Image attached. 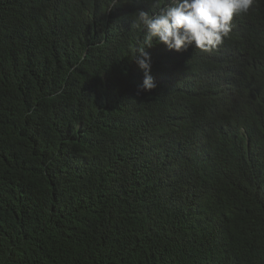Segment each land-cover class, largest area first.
Returning <instances> with one entry per match:
<instances>
[{
  "label": "trees",
  "instance_id": "16d2710c",
  "mask_svg": "<svg viewBox=\"0 0 264 264\" xmlns=\"http://www.w3.org/2000/svg\"><path fill=\"white\" fill-rule=\"evenodd\" d=\"M53 1L0 0V264H264V0L217 53L154 38L150 91L134 14L170 0H109L131 19L108 51L90 0ZM147 137L181 152L187 184L151 181L168 162Z\"/></svg>",
  "mask_w": 264,
  "mask_h": 264
},
{
  "label": "clouds",
  "instance_id": "9594fccd",
  "mask_svg": "<svg viewBox=\"0 0 264 264\" xmlns=\"http://www.w3.org/2000/svg\"><path fill=\"white\" fill-rule=\"evenodd\" d=\"M116 2L117 1H115V3ZM51 3L56 6H62L64 2L62 0H54ZM90 3L92 10L88 9L87 12L90 15L96 13V15L102 18L99 23L101 44L104 45V51H108L114 45L118 25L129 21L131 18L123 15L111 17L114 3L109 0H90ZM252 5L253 0H170V3L160 7L158 11L151 15L144 11L135 13L136 20H134L132 26H143L145 31L143 39L144 47L138 49V54L133 58L145 72L141 89L150 91L156 87L153 78L149 75L151 64L150 57H148L147 53L144 51L145 47H153L154 38L156 43H162L169 50H174L178 53L186 51L188 46L193 44L196 49H199L196 53L198 55H201L202 51L210 53L215 51L217 53L218 50H221L220 46H224L222 38L226 37L231 31L234 16L246 14ZM2 11L3 9L0 8V14ZM234 20L233 26L235 28L237 20ZM44 25L45 27L51 26V24L46 21H44ZM156 46L166 52L161 44H156ZM141 89L137 90V95L140 94ZM189 101V90L182 91L179 99L175 101L174 109L177 111L187 109ZM177 105H179V107H177ZM182 112L184 113V111ZM200 124L199 122L196 124L198 125L196 126L197 129L200 128ZM164 128V135H172L171 133L178 128L176 120L169 124H164ZM151 133H154V130ZM147 138L145 151L150 153L151 156L155 155L159 160L164 158L165 162H168L166 171L156 170L150 175L149 178L151 181L159 185L169 183L183 186L187 184L186 181L189 178L186 177V173L182 170L181 159L184 157L181 152L170 147L163 149L161 146L162 144H159V142L156 143V141L152 144L150 143L152 139L149 137ZM148 140L149 144L147 145ZM161 143L166 144L163 140ZM202 199L207 200L206 197H200L197 198L196 205L194 202V207L196 209L195 213L197 215L195 218L199 222L204 215L200 209V205L198 206V201ZM194 225L197 224L191 223V226L186 227L185 230H193L196 227ZM233 230L234 226L231 227V233H225L220 228L212 227L210 232L221 241L222 236L226 237L228 234L234 236L232 234ZM251 249L250 246L249 251H251Z\"/></svg>",
  "mask_w": 264,
  "mask_h": 264
},
{
  "label": "rangeland",
  "instance_id": "374dc122",
  "mask_svg": "<svg viewBox=\"0 0 264 264\" xmlns=\"http://www.w3.org/2000/svg\"><path fill=\"white\" fill-rule=\"evenodd\" d=\"M200 209H201V210L203 211V213L205 214L203 206L200 205Z\"/></svg>",
  "mask_w": 264,
  "mask_h": 264
}]
</instances>
